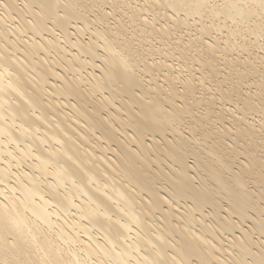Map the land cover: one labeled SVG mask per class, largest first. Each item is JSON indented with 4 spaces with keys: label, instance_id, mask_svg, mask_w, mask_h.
I'll return each instance as SVG.
<instances>
[{
    "label": "bare ground",
    "instance_id": "1",
    "mask_svg": "<svg viewBox=\"0 0 264 264\" xmlns=\"http://www.w3.org/2000/svg\"><path fill=\"white\" fill-rule=\"evenodd\" d=\"M0 264H264V0H0Z\"/></svg>",
    "mask_w": 264,
    "mask_h": 264
}]
</instances>
